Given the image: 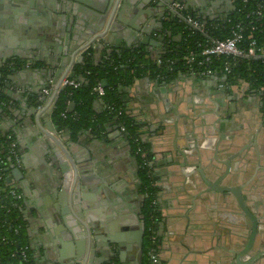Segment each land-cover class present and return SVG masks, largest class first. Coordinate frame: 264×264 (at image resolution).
Segmentation results:
<instances>
[{
    "label": "crops",
    "instance_id": "1",
    "mask_svg": "<svg viewBox=\"0 0 264 264\" xmlns=\"http://www.w3.org/2000/svg\"><path fill=\"white\" fill-rule=\"evenodd\" d=\"M132 1L135 8H139L141 5L144 8L149 6L152 8V1L148 4H143L144 0ZM189 4L191 5L189 8L197 10L199 13L203 12V5L210 8L215 5L218 7L217 0H190ZM223 6L227 8L228 13H232L230 7H234L232 0H225ZM226 8L217 11L216 9L211 10L208 15L211 19L219 15L223 16ZM162 13L157 8V11L152 14V19L159 17ZM163 15L166 16V13L164 12ZM41 17L39 22L43 21L42 23H38L36 27H29L33 34L30 40L34 43L38 42L40 45L44 43V35L39 31H46V23L48 26L52 23L55 26L58 23L57 19H45L44 15ZM127 18L129 22H133L131 17ZM134 23L137 25L138 22ZM8 26L9 24H6V32L14 27V23L10 27ZM17 28L19 29V26ZM27 30L28 27L25 31ZM20 31L21 33L25 32ZM65 33V29H63L61 34L65 35ZM120 34V36L108 37V40L114 44L113 47H126L127 42L124 40L128 37L131 39L127 33ZM22 41L20 38L14 37L16 44H21ZM11 44L14 43L11 42ZM134 44L136 45L135 42L130 41V47H133ZM71 46L72 44L68 49ZM61 47L62 45H60ZM140 48L149 60L159 61L164 56L160 48L145 45H141ZM67 60L63 72L70 65ZM18 64L20 68L24 67L21 61H18ZM20 68H17V73H10L8 76L13 79L8 82L6 90L11 100L9 105L11 107L0 121L1 133L15 129L13 128L14 122L17 121L15 116L23 117V114L26 115L29 112L32 103L31 91L38 86L42 90L49 81L53 82L52 78L47 82L45 76L37 78L33 74L18 76ZM62 74L58 76L57 84L62 78ZM177 75L165 82L162 79L148 76L136 78L122 91V100L128 114L138 122L146 124L142 127V137L144 141L150 143L149 146L151 145V152L156 161L163 157L167 158L168 145L174 135L173 124L164 125L165 123H170V121L177 123L178 138L182 139L181 146L186 144L185 139L192 136L193 133L185 129V123H182L180 117L185 114L193 118L191 111L196 112L195 126L205 129L208 134L204 135V142L209 151L212 150L216 142L215 137L211 134L213 133L212 128L217 126L219 118L222 121L218 125L219 131L226 138L235 136L239 132L243 133L248 128L256 130L259 125L263 124L264 105L259 95L250 91L248 83L239 81L237 85L229 87L227 96H223L220 95L215 83L216 79L213 77H201L187 70ZM161 88H165L168 94H161L159 92ZM168 99L169 103L166 102ZM232 104H235V107H232ZM101 107L102 103L96 100L94 109L99 111ZM237 109L240 110V113L233 114L232 111ZM227 111L232 117L227 115ZM106 130L101 138H94L89 132H79L71 137L68 131H62L60 135L67 144L71 145L74 155L81 161L77 168L79 175L83 178L85 190L88 193L96 194L94 199H88L85 202V216L92 225V231L95 232L94 239L97 249L94 258L108 262L112 257H115L119 264H137L141 256L142 233L135 213L136 207L141 201L139 182L137 173H135L136 162L130 152L129 145H127V139L110 125ZM11 133L15 141L22 144V149L19 148L20 166L29 171L31 178L28 183H34L36 186L33 187L34 194H32L29 191L30 184L25 195L21 183L13 178L11 172L9 173V177L12 179L10 185L18 189L24 200L28 199L29 203H34H28L22 213V218L25 219L27 225L26 237L30 249L33 250L37 260L43 264H71V260L63 258L74 251L71 246L72 242H70L71 236L48 214L50 210L47 209V206L53 207L54 212L59 210L55 204V192L53 188L47 186V183L52 180L49 176L50 167L38 154V146L30 139L31 133H22L21 131L19 134L12 131ZM262 134H264V128ZM262 138L260 135L259 145H263L261 141L263 142L264 139ZM191 139L190 137L188 140ZM234 140L232 141L234 142ZM229 143L227 142V144ZM237 162L236 160L233 163L235 169L239 171L238 168L240 169L242 163ZM166 164L156 169L158 179H163L164 188H161L160 197L165 204L164 238L159 251L160 259L163 264H211L210 262H218L220 251H217L216 248H224L228 245L223 233L227 234L230 230L235 231L234 214L220 210L216 213V219L214 213L211 212L213 218L215 217L216 226H214V223L204 219V213L200 208H196L191 213L192 198H186L183 194L188 191L189 186L184 185L185 181L176 168L169 167V162ZM261 166H264V160H262ZM253 168L254 163L250 165V170ZM262 176L264 173H258L256 180L258 181ZM180 187H182V192L178 191ZM256 189L255 193L260 194L263 188L259 185ZM99 191L101 192L99 193ZM193 194L190 192V195ZM32 206L33 209L29 210Z\"/></svg>",
    "mask_w": 264,
    "mask_h": 264
},
{
    "label": "water",
    "instance_id": "2",
    "mask_svg": "<svg viewBox=\"0 0 264 264\" xmlns=\"http://www.w3.org/2000/svg\"><path fill=\"white\" fill-rule=\"evenodd\" d=\"M174 1L176 0H144L143 4L151 2L152 8L150 6L144 8L142 5L135 8L132 0H0V68L11 66V73H17V68H20L18 61H21L24 67L20 68L18 76L22 77L28 74H33L36 78L45 76L47 82L52 78L53 82L57 83L58 76L63 73L61 76L63 77L66 74L67 70L63 71L68 57L69 66H74L81 63L82 55L85 52L77 58L76 55L85 48L87 50L100 48L99 50L108 49L107 51H109L114 44L108 40V37L120 36V33H127L131 36V39L128 37L124 40L127 42L126 47H130L131 41L136 43L133 48H140L141 45L154 46L160 48L162 54L165 55L168 48L165 44V38L171 37V34L164 27L166 18L163 13L170 14L168 4ZM180 1L185 3L186 8L191 7L190 0ZM156 7L163 13L152 19V14L157 11ZM230 7L233 12L234 7ZM212 9L213 6L210 8L203 5V14L197 12L204 23L208 19V12ZM133 13L135 14L134 17ZM41 15H44L45 19H57L58 23L55 26L53 23L50 26L46 23V31H39L44 35V43L40 45L38 42L34 43L30 40L33 34L29 27H36L38 23H42L43 21L39 22L42 18ZM127 17H131L133 22H129ZM136 21L138 22L137 25L134 23ZM12 23H14V27L6 32V24H9L8 27H10ZM27 27L28 30L25 31ZM63 29H65V35L61 34ZM20 30L25 32L21 33ZM14 37L23 40L22 43L16 44ZM71 44V48L68 49ZM60 45H62L61 48ZM57 67L59 69L56 70ZM7 80L10 82L13 79L7 78ZM79 80L83 81L82 78ZM162 81L165 82V79L162 78ZM156 84H158L157 81ZM101 86L106 88V81H103ZM40 91L39 86L31 91V96L35 97L39 103L37 101L35 103L30 102L29 112L26 115L23 114V117L15 116L17 118L13 124L15 129H7L8 132L6 133H11V131L18 134L20 131L31 133L30 139L38 146V154L50 167L49 176L52 180L47 183V186L53 188L56 195L55 204L59 210L54 212L53 207L47 206V209L50 210L48 214L71 236L72 245H69L73 246L74 250L63 258L71 260V264L108 263L94 258L97 249L94 239L95 232L92 231V225L85 216V202L88 199H94L96 194L94 192L88 193L85 190L83 178L79 175L77 168L81 161L74 155L71 145L67 144L53 125L51 121L52 107L40 108L45 103V97L41 96ZM159 92L163 95L168 94L165 88L159 89ZM166 102L169 103V99ZM231 106L235 107V104ZM69 109L73 111V105ZM232 112L236 114L235 112L240 113V110L237 109ZM195 113L191 111L193 118L185 114L180 116L182 123H185V129L193 133L192 136H187L186 144L182 146L180 145L182 139L178 138L177 123L170 121V123L164 124V121L162 122L164 125L173 124L174 127V135L168 145L167 157L169 165L179 169L180 175L185 181L184 185L189 186L188 191L183 194L186 198H192L190 211L192 213L196 208H200L204 213V219L216 226L211 213L213 209L211 211L207 209V206L212 203L213 192L222 194L224 198H229L234 203L237 202L242 215L250 222V229L247 242L241 246L242 249L236 255L231 252L234 261L230 264H264V212L257 218L245 204L247 199L251 200L250 197L254 195L255 190L257 191V183L255 182L257 181V174L264 173V166H261V162L264 160V141H261L263 145L258 144L260 135L264 139V134H262L264 122L256 130L248 128L243 133L236 134V137L226 138L219 131L218 125L221 121L219 118L217 126L212 128L213 133L211 134L215 137L216 142L212 150L209 151L204 142V135L208 134H206L205 129L195 126ZM227 113L229 117H232L228 111ZM221 117L223 120V114ZM140 124L146 125L145 123ZM118 133L120 132L118 131ZM190 137L192 139L188 140ZM233 139H235L234 142ZM226 141L230 143L227 144ZM97 142L99 141L97 140ZM16 145L19 153L22 144L16 142ZM127 145H129L128 142ZM236 160L237 163H242L240 169L238 168L239 171L231 167ZM252 163H254V168L250 170ZM9 172L16 181L21 183L25 195L30 184L31 189L29 191L34 194L33 187L36 186L34 183H28L31 177L27 168L13 167ZM241 180L246 181L237 187L233 186ZM6 181L11 184L12 179L8 177ZM257 182L263 188L258 195L264 199V176ZM223 183H227L228 186L223 188ZM218 185H221L222 189H217ZM246 187H248L247 194L242 193ZM10 188L19 193L16 187L10 185ZM179 190L182 192V187ZM190 192L194 194L190 195ZM27 198L29 197L27 196ZM27 200H25L26 206L29 203ZM32 209L33 206L29 208V210ZM257 235L260 241H258V248L253 249ZM242 258L243 260L246 258L244 263L240 262ZM210 263L212 264V262Z\"/></svg>",
    "mask_w": 264,
    "mask_h": 264
},
{
    "label": "trees",
    "instance_id": "3",
    "mask_svg": "<svg viewBox=\"0 0 264 264\" xmlns=\"http://www.w3.org/2000/svg\"><path fill=\"white\" fill-rule=\"evenodd\" d=\"M262 1L264 2V0ZM234 6L235 11L223 22L206 19L204 23L197 12L192 11L191 8H186L182 12L183 15H189L206 24L207 37L189 30L177 16L167 14L164 27L166 31L170 32L171 37L165 38V44L168 48L159 61L147 59L141 48L111 47L109 51H107L108 49L99 50L100 48L87 50L82 55L81 63L73 66L72 76H69L70 79L79 83V87L76 89L72 87L62 88L55 101V108L51 111V121L56 129L59 132L68 131L71 137L79 132H89L97 138L102 136L109 125L120 124L124 127L132 156L138 166L139 194L143 198L141 214L146 230L141 264H148L147 253L150 249L151 237V232L148 229L151 228L154 231L156 243L160 239L161 219L159 210L156 205H152L153 200L157 198L158 189L155 187L157 179L152 174H148L147 168L141 166V163L144 162L139 155H136L138 150H147L149 144L143 140L141 132L143 126L128 114L122 100V91L134 79L143 76L170 80L186 70L192 73L210 71L214 78L228 87L237 85L239 81L248 83L250 91H253L252 93L257 96L259 95L264 105V59L221 57L212 58L210 62H204L202 65L197 64L199 61L197 53L209 40H224L230 37L231 27L238 22L243 21L245 25H249L250 20H245L243 17L244 13L254 9V3L250 2L243 10L240 0H235ZM248 31L244 34L245 38L249 33ZM174 35L179 37V42L173 41ZM252 35L257 46L264 47V12L261 27L254 30ZM247 44L248 40L245 39L241 47H246ZM189 52L195 54V61L190 68L183 62V57ZM226 63L230 67L229 74H225L223 70ZM10 70L11 68L7 66L0 68V121L11 107L8 104L11 100L6 93ZM79 78H82L83 81H80ZM103 81H106L107 87L104 88V96L99 97L94 92V88L101 85ZM96 100L102 103L99 111L94 109ZM36 101L37 99L32 97V102L35 103ZM71 105H73V111L69 109ZM63 114L64 116H62ZM6 135H11L14 139L12 133L3 135L0 132V174L3 176L0 181V207L7 208V210L0 209V262L2 264H42L32 256V251L29 249L25 251L27 260L23 261L21 257V252L27 248V237L25 225L19 217V211L14 208V204L19 201L9 194L12 189L6 181L9 171L15 165L7 154ZM16 229L18 234L15 232Z\"/></svg>",
    "mask_w": 264,
    "mask_h": 264
},
{
    "label": "built area",
    "instance_id": "4",
    "mask_svg": "<svg viewBox=\"0 0 264 264\" xmlns=\"http://www.w3.org/2000/svg\"><path fill=\"white\" fill-rule=\"evenodd\" d=\"M235 0H232V3L234 5ZM254 3V9H252L250 12L244 13V19L250 20L249 25H245L243 21L238 22L230 29V37L224 39V40H215L211 39L208 41L207 44H205L203 47H201V50L197 53V56L199 57L198 65H202L204 62H210L212 58H239V57H245V58H262L264 59V47L257 46V42L254 39L252 32L256 30L257 28L261 27V20L263 18V12H264V2L262 0H240L241 8L245 10V7L250 3ZM186 9L185 4L179 0H176L170 4H168V11L170 14L177 16L180 21L184 22L189 30L195 31L197 33L202 34L203 36H208V30L206 28V24H204L201 20L193 19L189 15H183V11ZM196 11L197 10H193ZM235 11V6H234ZM252 19V20H251ZM255 24V25H253ZM249 30L247 37H244L245 32ZM247 39L248 44L246 47H241V44L243 41ZM87 48L80 51L76 58L83 52H86ZM195 61V54L193 52H189L187 55L183 57V62L185 65L191 67V65ZM159 63V62H158ZM11 66H9L10 68ZM73 68V65L69 66L67 68L66 74L63 75V77L60 79L59 83H53L52 81H49L46 86L41 90V96L45 97V103L40 107L41 109L51 108V111L55 108V101L57 99L59 91L64 87H72L74 89L79 87V83L76 80H72L69 78L71 70ZM224 72L225 74L230 73V67L226 63L224 66ZM194 74H197L199 76L204 77H213V74L210 71H204L201 73L193 72ZM214 78V77H213ZM216 79V78H215ZM94 92L99 96H104V88L101 85H97L94 88ZM11 102L8 104L10 105ZM5 105L4 103L2 104ZM64 116V114L62 115ZM120 132L124 133V127L121 126ZM6 141L8 145L7 154L10 156L12 161L16 166L20 165V158L19 153L17 151V145L15 139L11 135H6ZM3 179V176L0 174V181ZM11 196H18L17 192L12 190L9 192ZM0 209L7 208L1 206ZM148 257V264H157V258L156 256L149 251L147 253Z\"/></svg>",
    "mask_w": 264,
    "mask_h": 264
},
{
    "label": "flooded vegetation",
    "instance_id": "5",
    "mask_svg": "<svg viewBox=\"0 0 264 264\" xmlns=\"http://www.w3.org/2000/svg\"><path fill=\"white\" fill-rule=\"evenodd\" d=\"M217 3H218V7H216V5H215L213 7L212 11L214 9H216V11H217L218 9L220 10V9L226 8V7L223 6L224 3H225V0H217ZM230 14L231 13H228L227 8H226V12H224L223 16L219 15L218 17H216L214 19H211L209 17V15H208V19L209 20L222 21L223 22V21H225L228 18V16ZM173 37H174L173 38L174 42H179L180 41L178 36L174 35ZM201 77H204V76H201ZM215 81H216L215 83L217 84V87H218L217 89H218L220 95L227 96L229 87L227 85H225L223 82L219 81L217 78H216ZM111 127L112 128H116V131L120 132V129H119L121 127L120 124H114ZM106 129H105V131H107ZM105 131H104V133H105ZM120 133L122 134V136H124L127 139L125 130H124V133H122V132H120ZM101 137H103V136H101ZM148 144H150V143L148 142ZM17 150H18V148H17ZM130 152H131V150H130ZM136 155H139L140 159L144 162V163H141V166L143 168H147L148 174H152V176L156 177V179H157L156 182H155V187H157V189H158L157 198L153 200L152 205H154V206L156 205L158 210H159V216H160V219H161V221H160V239H159V242L156 243V238L154 237L155 236L154 231L151 228L148 229V231L151 232L150 249H149V251H151L156 256L157 264H163V261L160 259V252L159 251H160V247H161V244H162L163 238H164L163 231H164V223H165V213H164L165 204L163 203V201H162V199L160 197L161 196V191H162L161 188L163 187V184H162L163 179H158L157 174H156V169H159V166L162 167L163 165H167L166 162L168 163V160H167L168 157L167 158L163 157L162 159L156 161L154 159L153 153L151 152V145L149 146V148L147 150H145V149H143V151L138 150L136 152ZM14 167H18V166L14 165ZM136 167L137 168H136V172L135 173H137V169H138L137 165H136ZM169 167H171V164L169 165ZM231 167H233L234 169L236 168L234 166V163H232ZM176 170L180 174L179 169L176 168ZM8 177H9V174H8ZM245 181L246 180H241L239 183H237V185H233V186L237 187L238 185H240L242 182H245ZM255 182L257 183L256 187H258L259 186L258 182L257 181H255ZM222 186H224L223 188H225L226 186H228V184L227 183H223ZM222 186L218 185L217 189H222ZM247 192H248V187H246L243 190L242 193L247 194ZM213 193H214V196H213L212 203H214V204H212V203L209 204L207 206V209L209 211H211L213 209V213H214L215 217H216V213H218V211H220V210L229 211L230 213H233L234 217H235L234 218L235 219V224H233V226H235V231L234 230H232V231L230 230V232H228L227 234L223 233V235L225 236V241H226V243H228V245L225 246L224 248H216L217 251H220V255L218 256V262L215 261L212 264H222V263L230 264V263H232V261H234L232 259V257H231L232 256L231 252H233L236 255L242 249L241 246L242 245L244 246L246 244V242H247L248 231L250 229V222H249V220L247 218H245L242 215V213H241V211H240V209L238 207L237 202L234 203L232 200H229V198H224V196L222 194L218 193V192H213ZM17 195L18 196H16V200L19 201V202L14 204V208L18 209L19 217H20V219L23 221V223L25 225V232H26V226L27 225H26L25 219L22 218V213H24V209H25V206H26L25 205V200H24V197H22V194L17 193ZM247 198H248V195H247ZM250 198H251V200L247 199L245 204L248 207V209L250 210V212H252V214L255 217L258 218V217H260L261 213L264 211V199L260 198V196L258 194H256V193H254V195L251 196ZM142 201H143V198L141 196V201H140V203H138L139 206L136 207L137 209L135 211V213H136V215L138 217L139 223H140V229H141V233H142L141 246H140V248H141L140 255L141 256L139 257L137 264H141L142 259H143L144 237H145L144 235H145V230H146L144 222H143V217H142V214H141ZM230 213H228V214H230ZM215 217H214V219H215ZM216 219H217V217H216ZM153 223H154V221H153ZM15 232L18 234V230L17 229H16ZM258 241H260V239H259V237L257 235L255 240H254V243H253V245H254L253 249L258 248L257 247ZM27 249L31 250L28 242H27V248H24L23 251L21 252V257H22L23 261L27 260V256H26V252H25ZM31 251H32V256L35 257V254H34L33 250H31ZM245 259L244 260H243V258L240 259V262L244 263ZM88 260H89V258H88ZM82 262H84V261L82 260ZM0 264H2V263L0 262ZM106 264H119V263L117 262L115 257L114 258L112 257L108 261V263H106Z\"/></svg>",
    "mask_w": 264,
    "mask_h": 264
}]
</instances>
